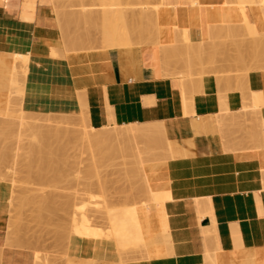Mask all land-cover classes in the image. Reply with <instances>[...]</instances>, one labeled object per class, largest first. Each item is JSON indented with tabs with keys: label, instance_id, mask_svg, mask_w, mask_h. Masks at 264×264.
Segmentation results:
<instances>
[{
	"label": "crops",
	"instance_id": "crops-1",
	"mask_svg": "<svg viewBox=\"0 0 264 264\" xmlns=\"http://www.w3.org/2000/svg\"><path fill=\"white\" fill-rule=\"evenodd\" d=\"M20 1L0 0V57L9 64L15 54L28 56L24 111L83 115L93 129L158 121L169 143L167 159L146 172L151 184L170 193L163 203L167 242L120 263L107 242L73 233L72 262L264 264V143L252 147L242 127L252 92L261 101L253 111L264 120V69L222 73L230 69L226 62L205 65L202 73L200 67L188 74L184 69L188 58L206 53L210 38L244 22L236 2L162 0L158 43L65 52L58 26L47 23L55 22L49 4L36 0L33 19L25 20ZM244 10L257 29L264 27L255 7ZM51 48L63 51L54 56ZM176 50H183L182 61L174 59ZM5 73L0 72V102L10 84ZM10 192L0 182V264H36L32 251L6 245L1 234Z\"/></svg>",
	"mask_w": 264,
	"mask_h": 264
},
{
	"label": "rangeland",
	"instance_id": "rangeland-1",
	"mask_svg": "<svg viewBox=\"0 0 264 264\" xmlns=\"http://www.w3.org/2000/svg\"><path fill=\"white\" fill-rule=\"evenodd\" d=\"M95 1L93 2V0H85V1L84 0H40L41 3L49 4L52 15L55 18V22L52 19H49L47 23L57 25L59 30L61 28L60 33L62 38V46L65 52H70V51L80 52V51H90L94 49L122 48V47L133 46V44L147 45L148 43H153L152 41L154 40L155 43H158L159 41L157 40L158 39L157 32L159 31L158 17L160 18L159 9L162 6V3H160L162 2V0H95ZM237 1L238 0H230L229 2L230 3L236 2L238 6V10H241L239 12L241 13L245 21L248 19L247 14L244 10L245 5H249L250 7L252 6L255 7L262 14V17L264 19V0H248V1L245 0L246 2L245 1L243 2L242 0L240 2ZM250 1L253 2L250 3ZM20 3H21L20 6L21 18L25 20H32L36 6V0H33V2L21 0ZM98 7L99 10L101 9L100 11L97 9ZM145 11L147 14L145 13ZM153 11H156L158 15L155 12L154 14L151 13ZM126 12L129 13L130 15L126 14ZM124 13L126 14V17L124 16ZM141 13H143L144 16ZM86 14H88V16L90 15V17H88ZM80 20L81 23H84V25L86 26L82 24L80 27V25H78L77 23V21L79 22ZM84 20L85 22H88V24H85ZM75 21H76V26L73 25ZM247 21L245 24L243 22L238 25H232L233 28L232 26L226 27L224 29L226 33L223 36L216 35L210 38L208 43L209 49L206 51V53L203 52L202 54L199 55H193L191 58L187 59V62L186 61L184 62L185 72L188 74L193 68L200 67V70H198V72L202 73L204 72L203 69L205 65H210V64L221 65L224 64V62L230 64V69L228 71H224V70L220 71L222 73H226V72L247 73L249 70H253V69H264V27L262 29H257L256 25L250 21L248 22V24L251 23L252 26L251 25L249 26H251L252 28L251 27L249 28L248 25L247 28V26H245L247 24ZM67 22L70 24L68 25ZM86 28H88L87 31H85ZM90 29H92V31ZM83 30L85 32H83ZM133 30H135L134 33ZM80 34L82 37L80 36ZM89 37L92 38L89 39ZM83 39H85L88 42H84ZM218 48L220 49L218 50ZM252 48L253 50L255 49L256 50L255 52L253 51L251 55L254 53H255L254 55H256L257 54L256 52H258L259 55L262 57V59L258 55L257 57L258 59L254 58L255 62L253 61L254 60L253 55L252 57L251 55H249L250 52H252V50H250ZM241 49L243 53L244 51L249 50L250 52L248 51L247 53L249 54H247L246 56H249L250 58L247 57L246 60L245 59L243 60L242 58L243 57L245 58L246 56H244V54L241 52ZM52 50H54L55 52ZM56 50H57L56 48H52L50 49V53L51 54L54 53L56 55L59 49L57 50V52ZM176 52L177 53H175L174 59L177 60L179 59V61L181 59L182 61L183 59L182 51L179 52L178 50H176ZM210 52L212 54H209ZM241 53H242V57H241ZM210 55H213L214 57ZM238 55L240 57H238ZM12 57L13 58L11 63L8 64L10 66H6L7 68L6 67L3 68L6 71L5 74L9 76L8 78L10 82L6 92L7 99L3 102H0V182L7 183L11 187L10 196L8 198V212H7L6 223L4 224V228L2 229V233H1L5 238V244L8 246H11L12 244V246L15 245L17 247L29 249L30 251H32V253H34L33 258L37 264H84V263H73L70 257L68 256L69 239L73 235V233L87 239L92 238L95 241L107 242L110 248L109 249L110 253H112V255L116 254L120 263L133 258L132 256L134 255H143V253L145 255L147 253L150 254L149 246H152L154 248V251H156L157 249L156 247H159L160 245L166 243L168 240L167 229H166L167 227L164 221L165 214L161 215L164 212L161 213L162 211L159 207L161 203L162 205L161 207L163 208L162 202L164 203V201L167 199L168 196L165 199L162 197L163 193L161 194L162 196L158 195L159 193H157V195L161 196L163 199L156 196L154 199V195L151 196V194L153 193L151 194L149 192L147 193L148 189L146 182L150 186H152L151 188H154L156 186L151 184L150 182L151 180L150 176L152 175H149L146 172L153 165H156L167 159L168 157L167 153H169V147H168L169 143L166 144L167 146L166 149L164 141L157 139V137H156L157 139L156 141L155 137L154 138L152 137L156 135L154 132L151 135V138L153 139H150L148 136L146 137L149 138L148 140L145 138L144 139L137 138L134 139L133 141H129L131 142L130 144L129 142L126 143L127 146L130 147V150L129 147L126 146V144H125V148L124 147L121 148L123 150L125 149V151L128 149L129 151H127L126 153H123V150L121 151V149L120 151H118L119 148H117L118 150H116L115 148L116 151L114 150V152L111 154H106L105 149L103 150L101 149L99 150V152L98 151L94 152L95 149L91 151L90 148L87 147L88 145H86L83 139H85V136H87L88 134L95 132L96 129L91 128L89 124L86 123L83 115H79V116L70 115L69 120H62V122L59 123L60 125L59 124L58 125L62 127V129L73 128V130H76L74 128H77L78 130H76L75 132L71 131L73 133L71 135L69 134L70 138L68 132L66 133L65 131H59L61 133L59 134L60 136L62 135V132H65L67 134V135L65 134V136H63L62 139L65 148L59 149V146L61 147V145L59 144L62 143L60 142L62 141L60 140L61 138L58 136V138H60L59 139L60 141H58V138L56 136L57 140L53 138L56 140L54 141L52 137L50 138L49 136L51 135V133L53 135L55 133L54 132L55 130H53V132H51V130L50 131L48 130L47 132L48 133L50 132V134L48 135L47 133L48 136H46L43 135L44 133L42 134L43 131L46 132L47 130L46 128H44L45 130H43L42 132L39 131L41 130V128L40 129L38 128L39 130L34 127L32 128L33 125L35 126L41 124H49L47 122H44L43 119L41 118V117H45L46 115L42 113L33 114L26 112L22 109L21 101L23 96V82L26 76L24 74L25 73L27 74V69H28L27 67L23 68L22 66L23 63L24 66L28 65L25 64L24 62L26 59H27L26 62H28V56L23 54H15ZM206 57L208 58V61L206 60L207 59ZM237 57L238 59L240 58L241 61L240 60L238 61V59H236ZM259 57L261 59L260 61L263 60L262 63H257L259 62L258 61ZM209 58H212L213 60L210 59L211 60L210 61ZM235 59L237 61H235ZM1 60L3 59L0 57V61ZM17 60L21 62H18L17 64ZM233 62H236L237 65L234 64ZM237 62H241L242 64L238 65ZM19 64H21L22 66ZM252 95H258V93L252 92ZM255 108H257V106L255 105L254 100H252V109L250 110V117L242 118L243 120L242 127H244V129L246 130L248 137L250 138V141L252 143V147L257 146L259 144L261 145V141L264 143V138H263L264 120L260 118L257 119L256 114L253 111V109ZM48 116L52 118H55V116L56 117L59 116L58 118H61V116H63L62 118L69 117V116L50 114V113ZM30 124L32 126H30ZM50 124L56 126L55 123L53 122ZM53 126H51V128ZM111 127L112 126H110L108 129L110 130ZM123 127L124 125H115V129H121ZM260 129L262 131H260ZM35 132H39V134ZM57 133L58 131H56V134ZM85 133L87 135H85ZM157 134H158L157 136L159 137L160 134L159 133ZM39 135L40 136L42 135L43 137L42 136L39 137ZM55 135L53 137H55ZM38 137L40 139H38ZM46 137L50 139L46 140ZM42 138L46 140L47 144L52 139L51 144L59 145L58 149L60 151L65 150L64 154L56 153V156H54L55 154L53 153H55V151H58V149L55 151L50 149L49 152L48 151L49 149H47V147L53 148L54 145L50 147L49 144L47 146L45 144L46 142L45 143L42 142L41 145ZM39 140H40V144H39ZM158 141L160 142L158 143ZM32 142L33 144H29ZM56 142H60V143H56ZM123 142H120L119 144L123 145L124 144ZM38 145H40V147ZM131 145L133 147V151L131 149L132 148ZM41 146L44 149L41 148ZM145 146H147L151 150L146 149L147 147ZM55 147L57 146H54V149ZM34 148L35 150L36 148L39 149L37 150V152L39 151L38 152L39 154H37L38 157H40L42 152H44L42 154L43 156L48 153L50 155V153L52 152L51 155L56 157V159L59 158L57 160L58 161L57 163L54 161L55 159L52 160L53 156L52 158L50 157L51 155L45 156V160L49 159L48 156L50 157L49 161H52V164L55 165V166L53 165V168L56 167L55 172L53 171V169H51L50 171L47 170L48 168L46 169L47 171L43 169L46 168L44 167V165L46 164L48 165L50 164V162L48 163V160L47 161L42 160V162L45 161L46 164L44 162L41 163L40 159L42 158V156L39 158V162L42 165L44 164L42 166L43 168L41 167L40 163L37 161L38 159H36V154H35L36 151H33ZM103 152L105 155H103ZM115 152L116 153L119 152V153L115 155ZM121 152L123 153L122 155ZM137 152L140 154H138ZM94 153H96L98 157ZM98 154H100V156ZM32 155L35 158H33ZM105 156L106 158L103 161L102 159H104L103 157ZM136 157H137V161H136ZM94 159H96L95 162L97 164L93 162ZM107 159L108 161H106ZM132 159H134V161ZM97 160L100 161L99 162L100 164L98 163ZM30 163L32 164L34 163L35 165L34 164H33L34 166L32 164L30 165ZM52 164L51 166L48 165L47 167L51 168ZM29 167L32 169L31 171ZM39 167L43 169L44 172ZM26 168H28L27 169L28 171L26 170ZM39 170H41L42 173ZM137 170L139 172L141 171L142 174L139 173ZM41 174L44 177L39 176ZM142 177H145L146 180L145 183L143 182L145 180H142ZM136 186L139 187L142 186V190L141 187H140L141 191L138 189V187L136 189ZM133 187H135L136 191L132 193L131 189H133ZM143 190H146L145 192L147 194L145 193L142 194ZM136 192L138 195H136ZM166 193H164V195ZM148 196H150V198ZM41 199L42 200L45 199V201L47 200L51 201V203L50 202L48 203L47 201V203L45 204V201L43 200L42 202ZM148 199L150 200L148 201ZM42 203L48 205L49 209L47 210L48 207L46 206V211L50 210L51 213L50 211L49 214L48 212L43 211L45 209L44 207L45 205L43 206ZM52 203L54 209H52L51 206ZM152 203L153 205H151ZM42 207L44 209H42L41 211L40 208ZM155 208L157 210H154ZM148 210L149 212L147 213L146 211ZM151 213H154V217L152 216L153 214ZM82 216H84L85 218ZM142 216L144 219L142 218ZM149 218L150 219L153 218L152 222ZM144 221L147 222L148 227ZM128 222L130 224H128ZM142 222L146 224V226L142 224ZM153 223L154 224L156 223L157 225L156 224L154 225ZM131 224L134 225L133 226L135 227L134 229H132L133 227ZM129 225L131 228L129 227ZM127 228L128 230H126ZM134 232L137 233L138 235L137 234L134 235L135 234ZM127 233L130 234L126 235ZM148 233L151 234V236ZM107 236H109L110 238H108ZM112 238L114 240H112ZM120 238L122 240L121 242L116 241V240H120ZM124 238L126 239V241H124L125 243H123L122 246V244L120 243L123 242ZM20 239L22 240V242H20ZM9 241L11 243L10 245L8 244ZM132 242L133 243L135 242V244H133ZM136 245L137 247H135ZM126 246L128 247L130 246V247L128 248ZM92 262H94V264L95 263L98 264V262L95 261H91L90 264H93Z\"/></svg>",
	"mask_w": 264,
	"mask_h": 264
},
{
	"label": "bare ground",
	"instance_id": "bare-ground-1",
	"mask_svg": "<svg viewBox=\"0 0 264 264\" xmlns=\"http://www.w3.org/2000/svg\"><path fill=\"white\" fill-rule=\"evenodd\" d=\"M26 1H28V2H33V0H26ZM84 1H85V0H84ZM94 1H95V0H93V2H94ZM240 1H241V0H238L237 2H240ZM242 1L244 2L245 0H242ZM246 1H248V0H246ZM246 1H245V2H246ZM95 2H96V1H95ZM124 2H125V1H124ZM157 2H158V1H157ZM159 2H160V1H159ZM223 2H224V1H223ZM243 2H241V3H243ZM251 2H253V1H250V3H251ZM83 3H84V2H83ZM96 3H97V2H96ZM96 3H95V4H96ZM160 3H162V2H160ZM256 3H257V2H256ZM84 4H85V3H84ZM93 4H94V3H93ZM196 4H197V2H196ZM254 4H255V2H254ZM85 5H86V4H85ZM88 5H89V4H88ZM97 5H98V4H97ZM97 5H96V6H97ZM90 6H91V5H90ZM96 6H95V7H96ZM254 6H255V5H254ZM252 7H253V6H252ZM97 9L99 10V7H98ZM125 9H126V8H125ZM91 10H92V9H91ZM100 10H101V9H100ZM100 10H99V11H100ZM102 10H103V9H102ZM123 10H124V8H123ZM155 10H156V9H155ZM85 11H86V10H85ZM138 11H139V9H138ZM239 11H241V10H239ZM262 11H263V10H262ZM90 12H91V11H90ZM147 12H148V11H147ZM154 12L156 13V11H153V12H151V13L154 14ZM88 13H89V12H88ZM98 13H99V12H98ZM145 13H146V11H145ZM145 13H144V14H145ZM149 13H150V12H149ZM126 14L130 15V14L127 13V12H126ZM126 14L124 13V16H125V17H126ZM131 14H132V13H131ZM136 14H137V13H136ZM141 14L143 15V13H141ZM146 14H147V13H146ZM156 14H157V13H156ZM159 14H160V13H159ZM86 15L88 16V14H86ZM99 15H100V14H99ZM150 15H151V14H150ZM157 15H158V14H157ZM101 16H102V14H101ZM131 16H132V15H131ZM143 16H144V15H143ZM88 17H90V15H89ZM133 17H134V16H133ZM139 17H140V16H139ZM139 17H138V18H139ZM145 17H146V16H145ZM155 17H156V16H155ZM58 18H59V17H58ZM67 18H68V17H67ZM72 18H75V17H72ZM85 18H86V17H85ZM129 18H130V17H129ZM149 18H150V17H149ZM245 18H246V17H245ZM78 19H79V18H78ZM89 19H90V18H89ZM142 19H143V17H142ZM156 19H157V18H156ZM75 20H76V19H75ZM82 20H83V19H82ZM108 20H109V19H108ZM133 20H134V19H133ZM133 20H132V21H133ZM139 20H140V19H139ZM158 20H159V17H158ZM247 20H248V19H247ZM247 20H246V21H247ZM59 21H60V20H59ZM128 21H129V20H128ZM141 21H142V20H141ZM156 21H157V20H156ZM244 21H245V20H244ZM246 21L244 22V24L246 23ZM68 22H69V21H68ZM68 22H67V23H68ZM82 22H83V21H82ZM84 22H85V20H84ZM145 22H146V21H145ZM248 22H250V21H247V24H246L245 26H247V25H248V26H249V25L252 26V24H251V23L248 24ZM58 23H59V22H58ZM67 23H66V24H67ZM77 23H78V25H80V27H81L82 24L84 25V23H81V20H80L79 22L77 21ZM80 23H81V24H80ZM93 23H94V22H93ZM153 23H154V22H153ZM234 23H235V22H234ZM61 24H62V23H61ZM69 24H70V23H68V25H69ZM85 24H88V22H85ZM91 24H92V23H91ZM91 24H89V25H91ZM129 24H130V23H129ZM129 24H128V26H129ZM73 25L76 26V21L73 23ZM118 25H119V24H118ZM155 25H156V24H155ZM155 25H154V27H155ZM207 25H208V24H207ZM213 25H214V24H213ZM220 25H221V24H220ZM61 26H62V25H61ZM84 26H86V25H84ZM116 26H117V25H116ZM211 26H212V25H211ZM248 26H247V28H248ZM251 26H249V28H250ZM131 27H132V26H131ZM133 27H134V26H133ZM142 27H143V26H142ZM144 27H145V26H144ZM175 27H176V26H175ZM226 27H227V26H226ZM139 28H140V27H139ZM182 28H183V27H182ZM220 28H222V27H220ZM232 28H233V26H232ZM251 28H252V27H251ZM71 29H72V28H71ZM71 29H70V30H71ZM75 29H76V28H75ZM87 29H88V28H86L85 31H87ZM94 29H95V28H94ZM133 29H134V28H133ZM141 29H142V28H141ZM141 29H140V30H141ZM146 29H147V28H146ZM157 29H158V28H157ZM172 29H173V28H172ZM184 29H185V28H184ZM68 30H69V29H68ZM73 30H74V29H73ZM79 30H80V29H79ZM90 30L92 31V29H90ZM129 30H130V29H129ZM129 30H128V31H129ZM140 30H139V31H140ZM158 30H159V29H158ZM219 30H220V29H219ZM231 30H232V29H231ZM256 30H257V29H256ZM60 31H61V28H60ZM77 31H78V30H77ZM85 31L83 30V32H85ZM101 31H102V30H101ZM105 31H106V30H105ZM134 31H135V30H133V33H134ZM145 31H146V30H145ZM79 32H80V31H79ZM106 32H107V31H106ZM140 32H141V31H140ZM181 32H182V31H181ZM208 32H209V31H208ZM251 32H252V29H251ZM75 33H76V32H75ZM94 33H95V32H94ZM100 33H101V32H100ZM129 33H130V32H129ZM131 33H132V32H131ZM160 33H161V32H160ZM176 33H177V32H176ZM176 33H175V34H176ZM178 33H179V32H178ZM218 33H219V31H218ZM220 33H221V32H220ZM77 34H78V33H77ZM85 34H87V33H85ZM88 34H89V33H88ZM91 34H92V33H91ZM211 34H212V33H211ZM211 34H210L209 38L212 36ZM261 34H262V33H261ZM98 35H99V34H98ZM106 35H107V34H106ZM116 35H117V34H116ZM132 35H133V34H132ZM147 35H148V34H147ZM258 35H259V34H258ZM76 36H77V35H76ZM78 36H79V35H78ZM80 36H81V34H80ZM86 36H87V35H86ZM129 36H130V35H129ZM176 36H178V35H176ZM233 36H234V35H233ZM81 37H82V36H81ZM135 37H136V36H135ZM138 37H139V36H138ZM84 38H85V37H84ZM91 38H92V37H91ZM91 38L89 37V39H91ZM130 38H132V37H130ZM140 38H141V36H140ZM154 38H155V36H154ZM258 38H259V37H258ZM80 39H81V38H80ZM80 39H79V40H80ZM87 39H88V38H87ZM142 39H143V38H142ZM147 39H148V38H147ZM156 39H157V38H156ZM63 40H64V39H63ZM94 40H95V39H94ZM130 40H131V39H130ZM149 40H150V39H149ZM152 40H153V39H152ZM157 40H159V38H158ZM251 40H252V39H251ZM83 41H84V42H88V41H86L85 39H83ZM145 41H147V40H145ZM261 41H262V39H261ZM81 42H82V41H81ZM101 42H102V41H101ZM134 42H135V41H134ZM152 42L155 43V40L152 41ZM236 42H237V41H236ZM252 42H253V41H252ZM89 43H90V42H89ZM113 43H114V42H113ZM143 43H144V42H143ZM146 43H147V42H146ZM159 43H160V42H159ZM175 43H176V42H175ZM178 43H179V42H178ZM253 43H254V42H253ZM260 43H261V42H260ZM67 44H68V43H67ZM103 44H104V42H103ZM148 44H149V43H148ZM188 44H189V43H188ZM251 44H252V43H251ZM107 45H108V44H107ZM133 45H134V44H133ZM191 45H193V44H190V46H191ZM165 46H166V45H165ZM169 46H170V45H169ZM188 46H189V45H188ZM212 46H213V45H212ZM253 46H254V45H253ZM167 47H168V46H167ZM182 47H183V46H182ZM184 47H185V46H184ZM184 47H183V48H184ZM217 47H218V46H217ZM64 48H65V47H64ZM71 48H72V47H71ZM90 48H91V47H90ZM179 48H180V47H179ZM220 48H221V47H220ZM220 48H218V50H219ZM51 49H52V48H51ZM66 49H67V47H66ZM160 49H161V48H160ZM57 50H58V49H57ZM57 50H56V52H57ZM162 50H163V48H162ZM185 50H186V49H185ZM193 50H194V49H193ZM213 50H214V49H213ZM250 50H252V52H250L249 50H246V51L243 50V51H244V53H243V52H242V49H241V52L244 54V56H246L247 54H249V53H247L248 51L250 52L249 55H251V53H253V51L255 52L256 49L253 50V48H252V49H250ZM52 51H54V50H52ZM61 51H63V50H61ZM61 51L58 50V52H57L56 55H55L54 53H52V54H53L54 56H57V55H60ZM159 51H160V50H159ZM180 51H181V50H179V52H180ZM182 51H183V50H182ZM188 51H190V50L188 49ZM54 52H55V51H54ZM70 52H71V51H70ZM162 52H164V51H162ZM165 52H166V51H165ZM184 52H185V51H184ZM195 52H196V50H195ZM211 52H212V51H211ZM211 52H210L209 54H212ZM220 52H221V51H220ZM222 52H223V51H222ZM169 53H170V52H169ZM176 53H177V52H176ZM193 53H194V52H193ZM213 53H216V52H213ZM217 53H218V52H217ZM242 53H241V57H242ZM245 53H246V54H245ZM256 53H257V54H256L257 56L254 55L255 53L252 54V55H253V59H254V58H255V59H258L257 57H258L259 53H258V52H256ZM52 54H51V55H52ZM160 54H161V53H160ZM167 54H168V53H167ZM179 54H180V53H179ZM196 54H197V53H196ZM172 55H174V53H173ZM172 55H171V56H172ZM207 55H208V54H207ZM252 55H251V57H252ZM165 56H167V55H165ZM178 56H179V55H178ZM190 56H191V55H190ZM210 56L214 57L213 55H210ZM255 56H256V57H255ZM259 56H260V55H259ZM173 57H174V56H173ZM195 57H196V56H195ZM208 57H209V56H208ZM238 57H240V56L238 55ZM238 57H237L236 59H238ZM247 57L250 58L249 56H246L245 58L243 57L242 59H243V60H244V59L246 60ZM260 57H261V56H260ZM260 57H259V60H258L259 62H257V63H262V62H263V60L260 61V60L262 59V57H261V59H260ZM12 58H13V57H12ZM16 58H17V57H16ZM112 58H113V57H112ZM187 58H188V57H187ZM190 58H191V57H190ZM200 58H201V57H200ZM206 58H207V57H206ZM162 59H164V58H162ZM162 59H161V61H162ZM171 59H172V58H171ZM196 59H197V58H196ZM196 59H195V60H196ZM210 59H212V58H209V60H210ZM228 59H229V58H228ZM236 59H235V61H237ZM251 59H252V58H251ZM253 59H252V60H253ZM255 59L253 60L254 62H255ZM26 60H27V59H26ZM26 60H25L24 62H25V64H28V62H26ZM178 60H179V59H178ZM178 60L176 59V62H178ZM206 60L208 61V58H207ZM212 60H213V59H212ZM233 60H234V59H233ZM239 60L241 61L240 58L238 59V61H239ZM252 60H251V61H252ZM168 61H169V60L167 59L166 62H168ZM173 61H174V60H173ZM180 61H181V59H180ZM210 61H211V60H210ZM13 62H14V60H13ZM13 62H12V63H13ZM15 62H16V61H15ZM18 62H21V61H18V60H17V64H18ZM88 62H89V61H88ZM186 62H187V61H186ZM192 62H193V61H192ZM196 62H197V61H196ZM196 62H195V63H196ZM22 63H23V62H22ZM161 63H163V65L165 64V62H161ZM168 63H169V62H168ZM195 63H194V64H195ZM233 63L236 64V62H233ZM237 63H238V65H239V64H242L241 62H237ZM245 63H246V62H245ZM180 64H181V66L183 65V63H181V62H180ZM180 64H177V66L179 65V67L181 68ZM12 65H13V64H12ZM12 65H11V66H12ZM14 65H15V64H14ZM19 65H21V64H19ZM19 65H18V66H19ZM187 65H188V63H187ZM236 65H237V64H236ZM246 65H247V64H246ZM6 66H10V65H8L6 62H4V60H1V61H0V72H1L2 69H3L4 67H6ZM21 66H22V65H21ZM161 66H162V65H161ZM167 66H168V64H166V66L164 65V67H166V69H169ZM169 66H170V65H169ZM173 66H174V65H173ZM241 66H242V65H241ZM244 66H245V64H244ZM19 67H20V66H19ZM22 67L25 68V67H27V66H24V63H23V66H22ZM117 67H118V66H117ZM175 67H176V66H175ZM6 68H7V67H6ZM14 68H15V67H14ZM162 68H163V66H162ZM11 69H12V68H11ZM164 69H165V68H163V70H164ZM172 69H173V68H172ZM3 70H4V69H3ZM24 70H25V69H24ZM87 70H88V69H87ZM2 72H3V71H2ZM2 72H1V73H2ZM24 75H26V73H25ZM96 84H97V83H96ZM102 87H103V86H102ZM103 88H104V87H103ZM84 89H85V88H84ZM85 92H86V91H85ZM259 95H260V94H259ZM105 96H106V95H105ZM260 96H261V95H260ZM260 96H259V97H260ZM81 97L83 98L84 95L81 96ZM257 97H258V95H252V100H254L256 106H257L258 103L261 102V101H260V102H259V101L257 102V99H258ZM84 100H86V98H85ZM86 101H87V100H86ZM82 102H84L85 104L87 103V102H85V101H83V100H82ZM82 104H83V103H82ZM86 105H87V104H86ZM86 105H84L85 108H86ZM87 108H88V107H87ZM87 111H88V109H87ZM33 114H34V113H33ZM40 114H41V113H40ZM45 115H46L45 117H41V118L43 119L44 122H47V123H49V124H41V125H35V126H34V125L32 126V125L30 124V126H32V128H33V127H34V128H37V129H38V128H39V129L41 128V130L38 129V130L41 131V132H42L43 130H45L44 128H46V129H47L46 132H44V131L42 132V134L44 133L43 135L48 136V135L50 134V132H49V133L47 132L48 130H49V131L51 130V132H53V130H55V131H54L55 133H54L53 135H52V133H51V135H49V136H50V138L52 137V139L55 138L56 140H57V138H58V136H59L61 139L58 138V141H60V140L63 139V136H65V134H66L67 132H68V135H69V134L71 135V134L73 133V132H71V131H74V132H75L76 130H78L77 128H74V129H76V130H73V128H72V129H71V128H69V129H67V128H66V129L63 128V129H62V127L59 126V125H60L59 123L62 122V120H69L70 115H64V116H69V117H64V118H62L63 116H61V118H58L59 116H58V117L55 116V118H52V117H49V116H48L49 114H47V113H45ZM38 117H40V116H38ZM36 118H37V117H36ZM109 119H110V118H109ZM112 121H113V120H112ZM52 122L55 123L56 126L51 125L50 123H52ZM110 122H111V119H110ZM211 122H212V121H211ZM222 122H223V121L219 122V124L222 123ZM226 122H227V121H226ZM114 123H115V122H114ZM203 123H204V121H203ZM35 124H37V123H35ZM38 124H39V123H38ZM58 124H59V125H58ZM109 124H110V123H109ZM217 124H218V123H217ZM219 124H218V125H219ZM3 125H4V124H3ZM115 125H116V124H115ZM115 125H114V127L112 126L113 128L111 127L110 130L108 129L110 126H109V127H105V126L103 127V126H102V128L96 129V131L93 132V133H90V134H88V135L85 133V135H87V136H85V139H83V140L85 141L86 145H88L87 147H89L91 151L95 149L94 152H95V151H98V152H99V150H101V149H102V150L105 149V153H106V154H111V153L114 152L115 148H116V150H118L117 148H119L118 151H120V149H121L122 147L125 148V144H126V143H128L129 141H133L134 139H137V138H142V139H144V138H145V139L148 140L149 138H150V139H153V138L155 137V140H156V141H157V139L164 141V143H165V147H166V149H167L166 144L168 143V141H167V138L165 137V136H166V135H165V127H164V124H163L162 122H158V121H157V122H152V123H140V124H139V123H129V124H123L124 127L121 128V129H115ZM210 125H211V124H210ZM210 125H209V127H210ZM51 126H53V127L51 128ZM89 126H90V125H89ZM204 126H205V125H204ZM260 126H261V125H260ZM263 126H264V125H263ZM8 127H9V126H8ZM261 128H262V127H261ZM9 129H10V128H9ZM112 129H113V130H112ZM263 129H264V128H263ZM35 131H36V129H35ZM56 131H58L57 134H56ZM59 131H65L66 133H65V132H62V135L60 136L59 134H61V133H60ZM260 131H262V130L260 129ZM263 131H264V130H263ZM41 132H40V133H41ZM69 132H70V133H69ZM85 132H86V131H85ZM87 132H88V131H87ZM154 132H155L156 135H155V136H152L153 138H151V135H152V133H154ZM257 132H258V131H257ZM31 133H32V132H31ZM31 133H30V134H31ZM35 133H38V134H39V132H35ZM47 133H48V135H47ZM63 133H64V134H63ZM157 133L160 134L161 137H160V136H159V137H160L161 139L157 136V135H158ZM262 133H263V132H262ZM38 134H36V135H38ZM55 134H56V135H55ZM258 134H259V133H258ZM54 135H55V137H53ZM66 135H67V134H66ZM70 135H69V138H70ZM263 135H264V134H263ZM41 136H42V135H41ZM41 136L39 135V137H41ZM56 136H57V138H56ZM72 136H74V135H72ZM72 136H71V138H72ZM148 136H149V138H146V137H148ZM39 137H38V139H40ZM42 137H43V136H42ZM156 137H157V139H156ZM257 137H258V136H257ZM262 137H263V136H262ZM36 138H37V137H36ZM44 138H45V136H44ZM44 138H42V140H41V145H42V142L45 143L46 140L50 139V138L46 137V140H45ZM82 138H84V137H82ZM255 138H256V137H255ZM263 138H264V137H263ZM52 139H51V141H52ZM55 139H53V140L56 141ZM59 139H60V140H59ZM64 139H65V138H64ZM73 139H74V137H73ZM155 140H154V141H155ZM259 140H260V139H259ZM34 141H35V140H34ZM51 141H49L48 144H47V142H46L45 144H46L47 146L50 144L49 146L51 147L52 145H54V144H51ZM54 141H53V142H54ZM123 141H124V142H123ZM60 142H62V143H60ZM60 142H56V143H60L59 145H61V147H60L59 145L55 144L54 146H57V147H55V149H54V146H53V148H48V147H47V149H49L48 151L50 152V149H52L53 151H55V150L58 149V146H59V149H63V148H65V147H64L63 140L60 141ZM120 142H123L124 144H123V145H120V144H119ZM159 142H160V141H158V143H159ZM44 143H43V145H44ZM114 143H116V144H114ZM130 143H131V142H129V144H130ZM148 143H149V142H148ZM162 143H163V142H162ZM29 144H33V142H32V143H29ZM39 144H40V140H39ZM116 145H117V146H116ZM158 145H159V144H158ZM163 145H164V144H163ZM163 145H162V146H163ZM29 146H30V145H29ZM38 146L40 147V145H38ZM38 146H37V148H38ZM62 146H63V147H62ZM126 146H127V144H126ZM34 147H35V145H34ZM127 147H129V146H127ZM131 147H132V145H131ZM145 147H147V146H145ZM168 147H169V146H168ZM32 148H33V147H32ZM37 148H36V150H35V148H34V150H33V151H36L35 154H36V159H38L37 161L39 162V158L42 156V158L40 159L41 163L44 162V163L46 164L45 161L48 160V163L50 162V164H48V165L51 166L52 161H49V159H50V157L52 158V156H53V155H51L52 152L50 153L51 156L49 155V153H48V154H45V155L43 156L42 154H43L44 152H42L41 155H40V157H38L37 154H39V153H38L39 151L37 152V150H39V149H37ZM41 148H43V147L41 146ZM45 148H46V147H45ZM160 148H161V147H160ZM162 148H163V147H162ZM43 149H44V148H43ZM43 149H42V150H43ZM59 149H58V151H55V153H53V154H55L54 156H56V153H57V154H64V151H65V150L60 151ZM96 149H97V150H96ZM131 149H132V151H133V147H132ZM146 149H149V148L147 147ZM164 149H165V148H164ZM52 150H51V151H52ZM116 150H115V151H116ZM122 150H123V149H121V151H122ZM129 150H130V147H129ZM129 150L127 149V150L125 151V149H124V150H123V153H126V152L129 151ZM149 150H151V149H149ZM29 151H30V150H29ZM31 151H32V150H31ZM124 151H125V152H124ZM163 151H164V150H163ZM46 152H47V150H46ZM46 152H45V153H46ZM61 152H62V153H61ZM148 152H149V151H148ZM148 152H147V153H148ZM100 153H101V152H100ZM118 153H119V152H118ZM118 153L115 152V155L118 154ZM123 153L121 152V155H122ZM137 153H138V152H137ZM149 153H150V152H149ZM92 154H93V153H92ZM94 154H96V153H94ZM130 154H131V153H130ZM135 154H136V152H135ZM138 154H140V153H138ZM167 154H168V153H167ZM33 155H34V154H33ZM33 155H32V157L35 158ZM46 155H49V156H50V157L48 156L49 159H47V157H46L47 160H45V156H46ZM98 155L100 156V154H98ZM103 155H105L104 152H103ZM126 155H127V154H126ZM128 155H129V153H128ZM54 156H53V159H52V160L55 159L54 161L58 163L57 160H58L59 158L56 159V157H54ZM96 156H97V154H96ZM110 156H111V155H110ZM133 156H134V155H133ZM139 156H140V155H139ZM162 156H163V155H162ZM97 157H98V156H97ZM121 157H122V156H121ZM134 157H135V156H134ZM134 157H133V158H134ZM33 158H32V159H33ZM43 158H44V159H43ZM93 158H94V157H93ZM100 158H101V157H100ZM103 158H104V159H102V158H101V159L104 161L105 158H106V156L103 157ZM109 158H110V157H109ZM111 158H112V157H111ZM138 158H139V157H138ZM142 158H143V157H142ZM112 159H113V158H112ZM42 160H45V161L42 162ZM95 160H96V159H94L93 162H94L95 164H97V163L95 162ZM99 160H100V159H99ZM109 160H110V159H109ZM132 160L134 161V159H132ZM139 160H142V159H139ZM143 160H144V159H143ZM152 160H153V159H152ZM161 160H162V159H161ZM35 161H36V160H35ZM97 161H98V160H97ZM106 161H108V159H107ZM106 161H105V163H106ZM136 161H137V157H136ZM30 162H31V161H30ZM99 162H100V161H98V163H99ZM101 162H102V161H101ZM124 162H125V161H124ZM35 163H36V162H35ZM39 163H40V162H39ZM41 163H40V165H41V167H42L44 164L42 165ZM126 163H127V162H126ZM137 163H138V162H137ZM140 163H141V162H140ZM31 164H32V163H30V165H31ZM33 164H34V163H33ZM33 164H32V165H33ZM37 164H38V163H37ZM65 164H66V163H65ZM99 164H100V163H99ZM102 164H103V163H102ZM132 164H133V163H132ZM34 165H35V164H34ZM34 165H33V166H34ZM38 165H39V164H38ZM48 165L46 164V165H44V167H46V168H43V167H42V168L45 169V170L48 168L47 170H49V171H50L51 169H53V171L55 172V168H56V167L53 168V165H54V164H52V167H51V168L47 167ZM113 165H114V164H113ZM54 166H55V165H54ZM56 166H57V165H56ZM135 166H136V165H135ZM29 168H30V167H29ZM32 168H33V167H32ZM39 168H40V167H39ZM57 168H58V167H57ZM27 169H28V168H26V170H27ZM37 169H38V167H37ZM40 169H41V168H40ZM43 169H41V170L44 172ZM117 169H118V168H117ZM137 169H138V168H137ZM31 170H32V169L30 168V171H31ZM41 170H39V171H41ZM47 170H46V171H47ZM57 170H58V169H57ZM27 171H28V170H27ZM42 171H41V173H42ZM132 171H133V170H132ZM137 171H138V170H137ZM134 172H135V171H134ZM138 172H139V171H138ZM38 173H39V172H38ZM139 173H141V171H140ZM263 173H264V172H263ZM57 174H59V173H57ZM57 174H56V176H57ZM134 174H135V173H134ZM141 174H142V173H141ZM141 174H139V175H141ZM39 176H42V174L39 175ZM42 177H44V176H42ZM42 177H41V178H42ZM45 177H46V176H45ZM37 178H38V177H37ZM142 180H145V177H142ZM170 180H171V179H170ZM143 182L145 183L146 180L143 181ZM263 182H264V180H263ZM144 183H143V185H144ZM146 184H147V189H148L147 193H148V192H149L150 194L153 193V194H151V196L154 195V199H155V196H156V197H159V198H162V197H163V198L166 199V197L170 194V193L167 194V193H166L167 191L165 192V191H162V190H158L157 187L151 188L152 186H150L147 182H146ZM146 184H145V185H146ZM54 186H55V185H54ZM137 187H138L139 190H140V187H141V190H142V186H140V187H139V186H136V189H137ZM133 189H134V190H133ZM133 189H131V190H132V191H131L132 193L136 191V190H135V187H133ZM143 189H144V187H143ZM145 189H146V186H145ZM141 190H140V191H141ZM145 191H146V190H143V191H142V194H143V193L147 194ZM155 192H156V193H155ZM170 192H171V191H170ZM128 193H129V192H128ZM138 193H139V192H138ZM157 193H159L158 195H161V194L163 193V194H162L163 196H162V195H161L162 197H161V196H158ZM164 193H166V194L164 195ZM140 194H141V192H140ZM136 195H138L137 192H136ZM139 196H141V195H139ZM146 196H147V195H146ZM164 196H165V197H164ZM129 197H130V196H129ZM144 197H145V196H144ZM148 197L150 198V196H148ZM125 198H126V197H125ZM151 198H153V197H151ZM163 198H162V199H163ZM167 198H168V197H167ZM45 199H46V198H45ZM45 199H43V200L45 201ZM132 199H133V198H132ZM41 200H42V199H41ZM43 200H42V202H43ZM52 200H53V199H52ZM149 200H150V199H148V201H149ZM47 201H48V200H47ZM47 201H45V204L47 203ZM161 201H162V200H161ZM161 201H160V202H161ZM201 201H202V200H201ZM49 202L51 203V201H48V203H49ZM155 202H156V201H155ZM209 202H210V200H209ZM149 203H150V202H149ZM200 203H201V202H200ZM45 204L42 203L43 206H44ZM162 204H163V202H162ZM49 205H50V204H49ZM151 205H153V203H152ZM155 205H156V204H155ZM40 206H41V205H40ZM46 206L48 207V205H45V206H44L45 209L42 207V208H40V210L42 211V209H44L43 211L48 212V214H49V211H50V210H49V211H46ZM51 206H52V209H54V207H53V203L51 204ZM161 206H162V205H161V203H160L159 207H160V209H161V211H162L161 213H163L164 210H163V208H162ZM163 206H164V205H163ZM57 207H58V206H57ZM259 207H260V206H259ZM201 208H203V206H202ZM48 209H49V207L47 208V210H48ZM150 210H151V207H150ZM154 210H157V209L155 208ZM52 211H53V210H52ZM159 211H160V210H159ZM146 212L148 213L149 210L146 211ZM152 212H153V209H152ZM156 212H158V211H156ZM258 212H259V211H258ZM39 213H40V212H39ZM50 213H51V211H50ZM40 214H41V213H40ZM43 214H45V213H43ZM48 214H47V215H48ZM149 214H150V213H149ZM151 214H153L152 216L154 217V213H151ZM155 214H156V213H155ZM164 214L166 215V213H163V214H161V215H164ZM55 215H56V214H55ZM119 215H120V214H119ZM143 215H144V214H143ZM161 215H160V216H161ZM42 216H43V215H42ZM48 216H49V215H48ZM121 216H122V215H121ZM123 216H124V215H123ZM148 216H149V215H148ZM155 216H156V215H155ZM51 217H52V216H51ZM82 217H84V216H82ZM144 217H146V216H144ZM150 217H151V216H150ZM84 218H85V217H84ZM142 218H143V216H142ZM142 218H141V219H142ZM156 218H158V217H156ZM156 218H155V219H156ZM159 218H160V217H159ZM143 219H144V218H143ZM146 219H147V218H146ZM146 219H145V220H146ZM149 219H150V218H149ZM149 219H148V220H149ZM155 219H154V220H155ZM162 219H163V218H162ZM162 219H160V220H162ZM150 220H151V222H152L153 218H151ZM156 220H157V219H156ZM164 221H167V220L165 219ZM164 221H163V222H164ZM40 222H42V221H40ZM126 222H127V221H126ZM129 222H130V220H129ZM129 222H128V224H130ZM144 222L147 224L146 221H144ZM151 222H150V223H151ZM160 222H161V221H160ZM47 224H48V223H47ZM142 224H144V223L142 222ZM146 224H144V225L146 226ZM153 224H154V223H153ZM155 224H156V223H155ZM155 224H154V225H155ZM159 224H160V223H159ZM161 224H162V223H161ZM131 225H132V224H131ZM156 225H157V224H156ZM126 226H127V225H126ZM133 226H134V225H132V227H133ZM135 226H136V225H135ZM129 227H130V225H129ZM147 227H148V224H147ZM149 227H151V226H149ZM153 227H154V226H153ZM158 227H159V226H158ZM166 227H167V225H166ZM130 228H131V227H130ZM134 228H135V227H133L132 229H134ZM145 228H146V227H145ZM161 228H162V227H161ZM159 229H160V228H159ZM164 229H165V228H164ZM55 230H56V229H55ZM126 230H128V228H127ZM155 230H156V229H155ZM133 231H134V230H133ZM165 231H166V230H165ZM236 231H237V230H236ZM143 232H144V231H143ZM143 232H142V233H143ZM154 232H155V231H154ZM134 233H135V232H134ZM128 234H130V233H127L126 235H128ZM132 234H133V233H132ZM136 234H137V233H135L134 235H136ZM146 234H147V233H146ZM148 234H149V233H148ZM238 234H239V233H238ZM58 235H59V234H58ZM60 235H61V234H60ZM126 235H125V236H126ZM137 235H138V234H137ZM149 235L151 236V234H149ZM206 235H207V234H206ZM111 236H112V235H111ZM129 236H130V235H129ZM59 237H60V236H59ZM107 237L110 238L109 236H107ZM112 237H113V236H112ZM119 237H122V236H119ZM130 237H131V236H130ZM148 237H149V236H148ZM239 237H240V235H239ZM61 238H62V237H61ZM113 238H114V237H113ZM113 238H112V240H114ZM131 238H132V237H131ZM143 238H146V237H143ZM58 239H60V238H58ZM88 239H89V238H88ZM91 239H92V238H91ZM103 239H104V238H103ZM110 240H111V239H110ZM61 241H62V240H61ZM116 241H120V242H121L122 240H121V238H120V240H116ZM124 241H126L125 238H124L123 242L120 243V244H122V246H123V243H125ZM129 241H130V240H129ZM136 241H137V240H136ZM142 241H143V240H142ZM146 241H147V240H146ZM20 242H22L21 239H20ZM147 242H148V241H147ZM128 243H129V242H128ZM128 243H127V245H128ZM132 243H133V242H132ZM136 243H137V242H136ZM149 243H150V242H149ZM8 244H9V245L11 244L10 241H9ZM15 244H16V243H15ZM21 244H23V243H21ZM133 244H135V242H134ZM146 244H147V243H146ZM234 244H235V243H234ZM130 245H131V242H130ZM137 245H138V244H137ZM137 245H136L135 247H137ZM207 245H208V244H207ZM11 246H12V244H11ZM13 246H15V245H13ZM118 246H119V245H118ZM118 246H117V248H118ZM122 246H121V248H122ZM133 246H134V245H133ZM139 246H140V245H139ZM241 246H242V245H241ZM7 247H8V246H7ZM15 247H16V246H15ZM124 247H125V245H124ZM126 247H128V246H126ZM129 247H130V246H129ZM129 247H128V248H129ZM135 247H133V248H135ZM141 247H142V246H141ZM141 247H140V248H141ZM169 247H170V246H169ZM212 247H213V246H212ZM12 248H13V247H12ZM119 248H120V247H119ZM156 248H157V249H156V251H157L159 247H156ZM165 248H166V247H165ZM170 248H171V247H170ZM124 249H125V248H124ZM141 249H142V248H141ZM138 250H139V249H138ZM145 250H146V249H145ZM122 251H124V250H122ZM116 252H118V251H116ZM143 252H144V251H143ZM119 253H120V252H119ZM135 254H136V253H135ZM143 254H144V253H143ZM147 254H148V253H147ZM147 254H146V255H147ZM157 254H158V253H157ZM120 255H121V254H120ZM153 255H154V254H153ZM167 255H168V254H167ZM131 256H132V255H131ZM135 257H136V256H135ZM203 257H204V256H203ZM129 258H130V257H129ZM125 259H126V258H125ZM213 259H214V258H213ZM209 260H211V259H209ZM36 261H37V260H36ZM140 261H141V260H140ZM203 261H204V260H203ZM123 262H124V261H123ZM134 262H135V261H134ZM206 262H207V261H206ZM92 263L94 264V262H92ZM33 264H34V263H33ZM36 264H37V263H36ZM95 264H96V263H95Z\"/></svg>",
	"mask_w": 264,
	"mask_h": 264
}]
</instances>
